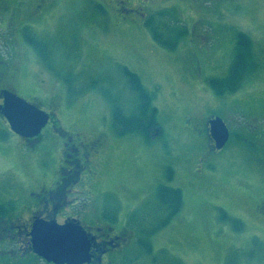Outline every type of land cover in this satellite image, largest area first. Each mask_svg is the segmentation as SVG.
<instances>
[{
    "label": "rangeland",
    "instance_id": "374dc122",
    "mask_svg": "<svg viewBox=\"0 0 264 264\" xmlns=\"http://www.w3.org/2000/svg\"><path fill=\"white\" fill-rule=\"evenodd\" d=\"M102 3L110 13L98 8ZM158 3L148 24L131 13L121 19L114 0H58L28 22L34 32L27 37L49 50L52 68L44 71L38 50L18 37L19 91L51 117L34 143L0 128V180L36 171L54 176L62 162L60 128L85 138L102 134L98 171L82 180L79 200L103 204L120 224L130 222L135 237L150 243L151 253L137 247L140 256L149 253L153 264H264V221L252 212L253 195L264 190V134L249 132L264 130V0ZM150 23L164 41L175 37L176 46L156 41ZM238 32L250 37L255 66L238 89L217 94L208 79L227 74ZM123 66L153 95L162 132L149 140L113 131L103 90L131 106ZM211 113L228 123L232 135L204 164V136L185 120L200 122ZM249 141L262 161L250 158ZM199 166L202 174L196 175ZM159 184L180 188L183 206L158 228L167 215L156 195ZM14 193L0 199L11 204ZM228 217L243 227L236 229Z\"/></svg>",
    "mask_w": 264,
    "mask_h": 264
},
{
    "label": "flooded vegetation",
    "instance_id": "af4514ba",
    "mask_svg": "<svg viewBox=\"0 0 264 264\" xmlns=\"http://www.w3.org/2000/svg\"><path fill=\"white\" fill-rule=\"evenodd\" d=\"M57 1L0 0V106L4 103V94L7 92L22 96L19 91L21 83L17 77V38L19 37L20 42L28 43L33 49H37L38 45L42 46L37 42H28L27 35L34 32L33 23L28 25V22L48 12ZM158 1L161 0H114V10L121 19H125L131 13L133 19L148 24L153 13L159 10ZM103 8L104 12L109 11L105 5ZM27 27L30 30L25 32ZM40 55L39 61L44 63ZM45 67L44 71L48 72L49 67L47 65ZM40 81H44L43 76ZM215 115L211 113L200 122H196L193 117L185 120L192 131L204 136L201 149L203 159L206 158L204 164L211 154L226 145L232 135L230 126L224 120L229 129V138L222 148L213 147L214 140L210 135L208 120ZM53 126L57 129L55 125ZM2 127L16 136L0 112V128ZM251 128L249 131L251 134L255 132L264 134L261 126L255 127L257 130ZM20 137L28 143L38 140V136ZM63 137L62 162L54 176L50 177L48 173L36 171L15 180L13 178L0 180V195L10 192L16 194V197L11 199V204H7L5 199H0V205L8 206L7 209L0 210V264H55L45 260L32 248L30 232L35 220H55L60 224L79 222L84 227L90 240V257L88 261L77 264H153L154 258L149 253L140 256L138 246L135 244V233L127 221L120 224L114 210H108L103 204L92 205L79 200L85 193L81 190L82 180L86 182L98 171L96 168L99 163L96 166V161L103 150L104 136L100 134L85 138L79 132H65ZM248 145L254 146L255 143L249 141ZM199 159L203 162L202 157L197 160ZM195 173L202 174L201 166L195 169ZM252 198V212L264 221V190ZM149 255L151 258L148 260Z\"/></svg>",
    "mask_w": 264,
    "mask_h": 264
},
{
    "label": "trees",
    "instance_id": "16d2710c",
    "mask_svg": "<svg viewBox=\"0 0 264 264\" xmlns=\"http://www.w3.org/2000/svg\"><path fill=\"white\" fill-rule=\"evenodd\" d=\"M98 8L103 10L100 5ZM158 28L159 27H157V25L151 24L153 37L155 40L168 45L169 48L175 47L177 44L175 37L173 40L164 41L161 38V33L157 30ZM30 41L36 43V41L31 38H29L28 42ZM38 46L37 50L41 53V59L48 67L52 68L51 64L49 63V50L46 47L43 49H38ZM255 55L256 54L253 51L250 37L244 32H238L236 34L234 43L233 58L229 64L227 74L222 77L209 78V86L217 94L232 92L238 89L248 77L249 72L255 66ZM122 72L126 82V89L129 92L128 96L132 97V103L130 107L127 108L125 105H122L123 101H121V97L112 95L107 90H103V94L110 104L111 124L114 133L116 135L122 136L137 132L147 140L156 137L158 134L160 135L162 130L158 122V111L157 107L154 105L152 93L146 89L137 73L131 71L126 66L122 67ZM94 82L95 81H92V83ZM56 128L59 127L56 126ZM60 132L63 134L64 131H62L60 128ZM248 149L251 151V156H249L252 160H254V162L256 159H258V161H262V153L256 151L255 145L249 146ZM169 177H171L170 174H168V178ZM156 195L160 205L163 206L167 211L165 218L157 225L159 228L165 225L171 219V217L180 210L183 205V194L180 188L159 184L156 189ZM7 208V205H0V210ZM222 212L223 218L227 216L225 211ZM228 219L236 229H241L243 227V224L240 220L230 217H228ZM136 244L138 247L143 246L147 251H150L149 240L139 237L138 239L136 238Z\"/></svg>",
    "mask_w": 264,
    "mask_h": 264
},
{
    "label": "water",
    "instance_id": "95a60500",
    "mask_svg": "<svg viewBox=\"0 0 264 264\" xmlns=\"http://www.w3.org/2000/svg\"><path fill=\"white\" fill-rule=\"evenodd\" d=\"M0 112L7 119L10 128L23 137L40 133L48 122L50 114L34 103L11 92L4 94ZM209 131L214 148L220 149L229 137V130L220 116L209 119ZM33 250L55 264H77L88 261L90 240L86 230L79 223H57L55 220H35L30 232Z\"/></svg>",
    "mask_w": 264,
    "mask_h": 264
}]
</instances>
